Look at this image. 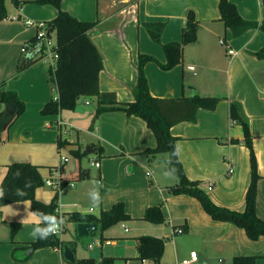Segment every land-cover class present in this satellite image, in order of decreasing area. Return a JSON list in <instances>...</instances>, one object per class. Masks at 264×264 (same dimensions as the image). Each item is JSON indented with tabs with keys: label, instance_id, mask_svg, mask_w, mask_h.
Listing matches in <instances>:
<instances>
[{
	"label": "crops",
	"instance_id": "crops-1",
	"mask_svg": "<svg viewBox=\"0 0 264 264\" xmlns=\"http://www.w3.org/2000/svg\"><path fill=\"white\" fill-rule=\"evenodd\" d=\"M19 1L16 5L5 0L8 16L0 21V92H16L26 109L0 143V185L11 164H31L44 181L64 183L57 193L38 188L36 199L49 204L57 198V210L66 219L73 213L100 217L118 203H124L131 219L104 231L95 224V231L83 238L77 230L82 222L64 221L59 238L74 252L73 263L64 257L65 247H30L37 240L31 233L42 222L33 215L30 201L4 205L0 264H75L84 259L100 264L104 258H114L115 264H143L138 250L142 236L165 240L161 264H182L194 251L198 260L193 264H233L240 256L256 257V264H264V236L253 241L244 229L214 220L195 197L172 193L179 180L169 169L167 155L145 154L157 146V139L144 119L117 109L102 113L93 124L97 97L83 98L75 110L42 114L58 96L48 60L18 69L27 44L38 34V24L54 20L59 10L36 0ZM234 2L244 19L264 22V0ZM219 4V0H63L62 9L81 21L97 22L89 37L104 64L100 91L114 93L118 106L135 101L141 54L158 60L144 66L153 97L220 99L214 110L200 109L196 121L179 123L171 132L178 139L177 154L188 179L200 182L216 205L244 212L252 168L243 126L231 117L232 103L240 106L253 138L260 175L257 213L264 220V59L255 55L264 47V31L255 27L234 37L221 19ZM190 12L199 22L197 40L185 47L181 64L164 70L160 66L167 63L164 48L145 25L164 23L162 43L180 42ZM77 151L87 153L79 157ZM81 174L86 177L78 179ZM96 194L101 198L99 208L93 200ZM152 207L161 208L165 223L144 219ZM15 224L19 228L12 234Z\"/></svg>",
	"mask_w": 264,
	"mask_h": 264
},
{
	"label": "trees",
	"instance_id": "trees-1",
	"mask_svg": "<svg viewBox=\"0 0 264 264\" xmlns=\"http://www.w3.org/2000/svg\"><path fill=\"white\" fill-rule=\"evenodd\" d=\"M221 19L229 28L234 37H239L246 31L260 27L264 31V22H256L244 19L237 8L234 0H219ZM16 5L19 0H12ZM63 0H36L40 5H52L59 10L58 16L45 23L48 34L56 36L59 58L53 69L50 66V78L55 83L58 96L43 108V115L59 114L65 110H75L80 100L98 98V106L93 118V124L99 116L107 111L117 109L124 110L128 116H137L147 122L148 127L155 133L157 146L145 152L148 156L167 155L169 169L178 177V184L171 188L173 194H187L198 199L204 210L216 221L229 222L244 229L248 237L259 240L264 236V220L257 213L258 162L254 152L253 138L250 133L248 122L244 119L242 110L237 103L231 105V117L234 122H239L244 129L245 143L251 153L252 181L247 192L246 209L244 212H237L225 207L216 205L208 194L201 189L200 182L191 181L186 176L183 165L178 157L176 142L177 138L172 135L173 126L185 122L196 121L200 109L214 110L218 103L217 97H202L194 95L191 97L162 99L153 97L150 93L148 80L144 72V66L150 61L158 62L152 56L141 54L138 63V82L134 90L135 101L118 106L114 93H102L100 91V73L104 68L102 57L89 37V32L96 27L97 22H86L77 19L62 9ZM5 0H0V21L7 18ZM152 39L162 44L167 56V63L160 66L164 70H170L181 64L184 60V50L188 44L197 40L199 22L193 12H190L183 28L182 41L163 44L162 33L164 23H147L145 25ZM43 42L36 36L26 46V55L20 64L18 71L21 72L32 64L44 59ZM259 59H264V47L255 53ZM0 102L3 109L0 111V143L5 141L4 136L10 131L17 119L25 111V104L20 100L16 92L2 90ZM12 112V113H9ZM92 124V129L94 128ZM87 152H85L86 154ZM76 156H84L79 151ZM81 174L78 179H84ZM38 167L25 164L13 163L9 166L8 173L0 185L3 194L0 195V207L11 203L30 201L34 213L40 212L56 216L58 214L57 198L51 203H43L36 199V190L44 186ZM65 218V216H64ZM131 217L127 214L124 203L116 204L111 210L103 212L100 217H90L73 213L65 218V221L88 222L100 226L102 231L120 222L128 221ZM145 220L154 224H163L166 218L160 207H152L146 211ZM40 227H46L41 222ZM19 225L12 227V234H15ZM65 243L51 234L46 239L37 238L30 244L33 250L44 247L64 248ZM165 240L153 236H142L138 239V250L140 258L150 260L153 264H161L164 254ZM67 262V261H66ZM69 263V262H68ZM75 264H96L93 259L78 260ZM100 264H115L114 258H104ZM233 264H256V257H236Z\"/></svg>",
	"mask_w": 264,
	"mask_h": 264
},
{
	"label": "built area",
	"instance_id": "built-area-1",
	"mask_svg": "<svg viewBox=\"0 0 264 264\" xmlns=\"http://www.w3.org/2000/svg\"><path fill=\"white\" fill-rule=\"evenodd\" d=\"M39 27V31H38V39L43 42V46H44V59H47L50 66L54 69L56 66V62L59 58L58 55V47H57V43L56 40L54 39V37L50 36L48 34V30L45 26V23H39L38 24ZM231 54H234L233 51L230 52ZM87 104H89V102H87ZM68 161L67 158H63V162L66 163ZM91 164L97 168L101 167V163L99 161H92ZM233 170H231L232 172ZM56 175V174H55ZM150 175V174H149ZM46 184L49 187H52L53 189H55L57 192H60L61 189L64 187V183L61 181V179H58L57 181H55L54 179L50 178L46 181ZM209 189H211L212 187L209 186ZM58 214H59V219L56 221L57 223H59V221L61 219H63V221H65L64 216L60 213L59 210ZM65 230L64 227V223L60 226V230L58 234H54L57 237H60L63 232ZM198 260V254L196 251L191 253V258L188 260H185L182 264H193V262ZM143 264H152V262L150 260L147 259H143Z\"/></svg>",
	"mask_w": 264,
	"mask_h": 264
},
{
	"label": "clouds",
	"instance_id": "clouds-1",
	"mask_svg": "<svg viewBox=\"0 0 264 264\" xmlns=\"http://www.w3.org/2000/svg\"><path fill=\"white\" fill-rule=\"evenodd\" d=\"M3 192L0 190V195H2ZM93 200L96 201L95 208H99L101 204V198L98 194L93 196ZM34 216L39 217V219L46 224V227H40L39 224L33 229L31 235L36 238L40 239H46L51 234H58L60 230V226L64 223L63 219L59 221V223L56 222V216L51 214H44V213H33Z\"/></svg>",
	"mask_w": 264,
	"mask_h": 264
},
{
	"label": "water",
	"instance_id": "water-1",
	"mask_svg": "<svg viewBox=\"0 0 264 264\" xmlns=\"http://www.w3.org/2000/svg\"><path fill=\"white\" fill-rule=\"evenodd\" d=\"M9 113H12V112H9ZM95 229H96V225L95 224L83 223L82 222V223H79L77 225L78 236L80 238H83V237L89 235V233L92 232V231L94 232ZM64 257H65L66 260H68L70 262H73V263L75 262V254L68 246H65V248H64Z\"/></svg>",
	"mask_w": 264,
	"mask_h": 264
},
{
	"label": "rangeland",
	"instance_id": "rangeland-1",
	"mask_svg": "<svg viewBox=\"0 0 264 264\" xmlns=\"http://www.w3.org/2000/svg\"><path fill=\"white\" fill-rule=\"evenodd\" d=\"M87 109H88L87 111H89L90 108H87ZM91 109H92V108H91ZM86 162H87V161H86ZM46 181H47V180H46ZM46 181H45L44 186H45L46 188L51 189V190H50L51 192H55V193H57V191H56L55 189H53L52 187H49V186L46 184ZM44 186H43V187H44ZM68 228H69V230H71V231L73 230V233H74V229H73V226H72L71 224L68 225ZM83 243H85V241H84ZM82 246H83V245H82ZM85 246H86V245H85Z\"/></svg>",
	"mask_w": 264,
	"mask_h": 264
}]
</instances>
